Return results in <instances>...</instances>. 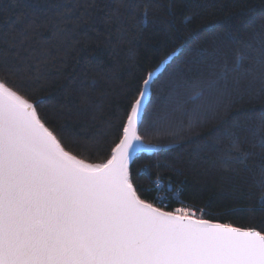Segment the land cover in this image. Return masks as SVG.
<instances>
[{"label":"trees","instance_id":"trees-1","mask_svg":"<svg viewBox=\"0 0 264 264\" xmlns=\"http://www.w3.org/2000/svg\"><path fill=\"white\" fill-rule=\"evenodd\" d=\"M174 53L140 127L146 144L172 148L134 159L138 195L264 231V148L250 131L264 115V0H0V80L88 145L81 158L90 163L106 161L147 72ZM238 55L243 65L232 71ZM200 90L212 109L189 128Z\"/></svg>","mask_w":264,"mask_h":264},{"label":"snow or ice","instance_id":"snow-or-ice-1","mask_svg":"<svg viewBox=\"0 0 264 264\" xmlns=\"http://www.w3.org/2000/svg\"><path fill=\"white\" fill-rule=\"evenodd\" d=\"M243 62L238 55L231 70ZM166 68L167 62L147 72L102 163L82 159L88 145L49 126L39 101L0 80V264H264V231L196 218L190 206L164 211L138 195L132 157L161 147L144 143L140 125L152 85ZM227 72L225 65L222 79ZM190 100L192 128L212 102L199 103L203 90ZM250 131L264 148V115ZM237 147L234 140L231 148Z\"/></svg>","mask_w":264,"mask_h":264},{"label":"water","instance_id":"water-1","mask_svg":"<svg viewBox=\"0 0 264 264\" xmlns=\"http://www.w3.org/2000/svg\"><path fill=\"white\" fill-rule=\"evenodd\" d=\"M176 56V54L174 53V54H172L171 56H169L165 61H163L160 65H159V67L160 66H162L165 62H167V66L172 62V60L174 59V57ZM157 69V68H156ZM155 69V70H156ZM154 70V71H155ZM151 96H152V92H151ZM150 100H151V97H150ZM149 103H150V101H146V106H148L149 105ZM140 127H141V125H140ZM145 143V142H144ZM146 144V143H145ZM146 145H148V144H146ZM172 148V146H169V147H160V148H156V149H152V150H145V151H140V152H136V153H134L133 154V157H132V163L134 162V159L136 158V157H138V156H140V155H142V154H144V155H147V156H151V155H153L156 151H160V150H163V149H165V150H169V149H171ZM131 166H132V164H131ZM156 207V206H155ZM165 211V210H164ZM215 223V222H214Z\"/></svg>","mask_w":264,"mask_h":264},{"label":"built area","instance_id":"built-area-1","mask_svg":"<svg viewBox=\"0 0 264 264\" xmlns=\"http://www.w3.org/2000/svg\"><path fill=\"white\" fill-rule=\"evenodd\" d=\"M161 202L166 206L168 204V199L167 198H160Z\"/></svg>","mask_w":264,"mask_h":264}]
</instances>
